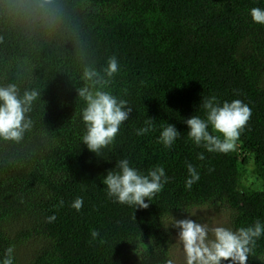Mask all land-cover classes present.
<instances>
[{
	"label": "trees",
	"instance_id": "16d2710c",
	"mask_svg": "<svg viewBox=\"0 0 264 264\" xmlns=\"http://www.w3.org/2000/svg\"><path fill=\"white\" fill-rule=\"evenodd\" d=\"M36 2L0 0V86L38 93L23 138L0 139V260L11 246L14 264H172L174 218L207 208L232 229L264 222V25L250 16L264 0H51L54 18L26 10ZM113 56L120 71L107 77ZM85 68L133 109L99 156L81 142ZM211 96L252 111L227 154L187 136ZM148 118L153 130L138 136ZM167 123L181 133L170 149L157 142ZM120 158L164 167L148 208L107 197L102 180ZM188 163L200 175L191 189ZM246 264H264V236Z\"/></svg>",
	"mask_w": 264,
	"mask_h": 264
},
{
	"label": "clouds",
	"instance_id": "9594fccd",
	"mask_svg": "<svg viewBox=\"0 0 264 264\" xmlns=\"http://www.w3.org/2000/svg\"><path fill=\"white\" fill-rule=\"evenodd\" d=\"M26 10L51 15L53 18L55 16L51 0H37L34 5L27 6ZM250 16L254 23L264 25V8H252ZM119 71L117 58H109L105 69L106 76L112 77ZM83 78L86 85L78 89L79 96L86 104L81 113L85 128L81 142L99 156L104 148L113 143L121 125L129 119L133 109L127 100L103 90L102 85L107 81L94 68H85ZM97 85L101 87H96ZM37 96L38 93L34 90H26L21 95L15 84L0 86V139L18 142L23 138L24 133L31 127L32 121L28 113ZM199 108L204 111L203 117L193 115L185 121L188 138L197 147H203L208 152L227 154L234 150L252 115L251 108L239 99L220 102L215 96L203 98ZM144 124V127L137 129L138 136H143L154 128L152 118L146 119ZM180 135L173 124L167 123L161 126L157 142L170 149ZM199 158L204 159L202 153ZM186 166L188 177L185 187L191 189L199 181L200 175L191 163ZM169 179L162 166L141 172L131 166L129 159L120 158L102 182L106 186L107 197L113 203L146 209ZM83 203V198L77 197L71 207L80 211ZM47 219L51 223L56 216L53 214ZM170 224L178 229L184 264H223V261H228L229 264H246L256 241L264 236V222L260 220H256L251 226L238 229L191 218L174 219ZM99 236L98 230L91 231L93 240ZM0 264H14L13 247L5 250Z\"/></svg>",
	"mask_w": 264,
	"mask_h": 264
},
{
	"label": "rangeland",
	"instance_id": "374dc122",
	"mask_svg": "<svg viewBox=\"0 0 264 264\" xmlns=\"http://www.w3.org/2000/svg\"><path fill=\"white\" fill-rule=\"evenodd\" d=\"M193 211L184 215L183 217H177L174 219L191 218L193 220H199L201 222H207L210 224H218L220 221L222 222L224 220V217L222 216V214H219L217 212H211V210H208L207 208H201V209L193 210ZM173 238H174L175 245L173 249L174 257H173L172 264H184L182 246L180 245L178 241V229H176L175 227L173 229Z\"/></svg>",
	"mask_w": 264,
	"mask_h": 264
}]
</instances>
